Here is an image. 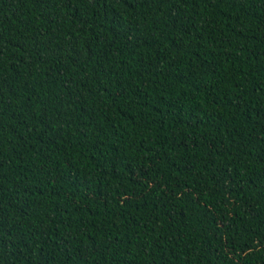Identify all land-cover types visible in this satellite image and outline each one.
Masks as SVG:
<instances>
[{"label": "trees", "instance_id": "1", "mask_svg": "<svg viewBox=\"0 0 264 264\" xmlns=\"http://www.w3.org/2000/svg\"><path fill=\"white\" fill-rule=\"evenodd\" d=\"M0 264H264V0H0Z\"/></svg>", "mask_w": 264, "mask_h": 264}]
</instances>
